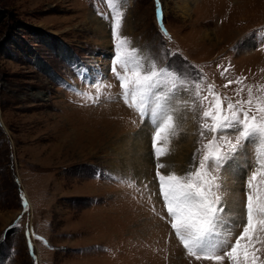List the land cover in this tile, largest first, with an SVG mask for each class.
<instances>
[{"label":"rangeland","instance_id":"1","mask_svg":"<svg viewBox=\"0 0 264 264\" xmlns=\"http://www.w3.org/2000/svg\"><path fill=\"white\" fill-rule=\"evenodd\" d=\"M117 11L128 47L189 86L161 171L192 170L197 83L202 95L211 84L234 102L249 87L264 98V0H0V264H212L189 257L167 222L150 116L124 103L110 71ZM101 80L111 87L98 102L78 95L96 97ZM242 163L221 174L233 208L246 202Z\"/></svg>","mask_w":264,"mask_h":264},{"label":"snow or ice","instance_id":"2","mask_svg":"<svg viewBox=\"0 0 264 264\" xmlns=\"http://www.w3.org/2000/svg\"><path fill=\"white\" fill-rule=\"evenodd\" d=\"M122 23L123 13L117 11L113 17L115 50L110 71L119 81L124 103L141 119L150 116L158 191L176 238L187 255L196 261L264 264L258 255L261 249L257 247L262 240L260 234H264V98L254 100L249 87L248 98L234 102L231 97L218 93L211 84L205 90L207 94L202 95L197 83L192 101L193 118H197L194 111L197 103L202 107V114L199 116L200 147L193 153L192 170L184 175L161 171L170 167L160 162L161 157L169 154V149L161 145L177 134L179 113L188 108V101L180 97L181 93L189 91V86L183 79L177 82L183 73L169 65L158 67L156 57L139 56L136 49L128 47V39L120 35ZM164 35L167 36V32ZM171 55L173 53H166V56ZM227 71L224 69L221 75ZM197 75L204 79L200 73ZM233 83L241 84L242 80L230 79L224 87ZM102 87L111 85L97 81L96 97L86 92L78 95L98 102ZM243 91L241 87L237 95ZM256 144L259 147L248 160V148ZM237 161H243L241 167L250 175L246 177V202L237 201L233 208L225 199L228 193L221 174L228 171L230 163ZM242 218L246 221L243 224ZM240 227L242 231L237 236L236 229Z\"/></svg>","mask_w":264,"mask_h":264},{"label":"bare ground","instance_id":"3","mask_svg":"<svg viewBox=\"0 0 264 264\" xmlns=\"http://www.w3.org/2000/svg\"><path fill=\"white\" fill-rule=\"evenodd\" d=\"M185 1H186V0H185ZM229 1H230V0H229ZM187 2H188V1H187ZM187 2H186V3H187ZM183 3H184V2H183ZM186 3H184L183 8H181V9H183L182 11H186V10H187V7H188L187 4H188V3H187V4H186ZM152 126H153V125H152ZM83 133H84V132H83ZM87 140H88V139H87ZM89 143H90V142H89ZM134 144H136V146H135L136 151H135V153H133V152H131L132 150H131V148H130V149H129V153L131 152V154H137V152L139 151V148L142 147V144H140V142L138 143L139 145H138L137 143H135V142H134ZM84 148H85V147H84ZM112 154H114V153H112ZM166 159H167V157H166ZM138 161H143V160H142V159H138L137 162H138ZM169 161H170V158H169ZM169 161H168V162H169ZM160 162H161V161H160ZM155 163L157 164V160L155 161ZM245 222H246V221H245Z\"/></svg>","mask_w":264,"mask_h":264},{"label":"water","instance_id":"4","mask_svg":"<svg viewBox=\"0 0 264 264\" xmlns=\"http://www.w3.org/2000/svg\"><path fill=\"white\" fill-rule=\"evenodd\" d=\"M26 200V199H25ZM27 202V201H26Z\"/></svg>","mask_w":264,"mask_h":264}]
</instances>
